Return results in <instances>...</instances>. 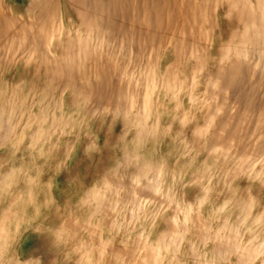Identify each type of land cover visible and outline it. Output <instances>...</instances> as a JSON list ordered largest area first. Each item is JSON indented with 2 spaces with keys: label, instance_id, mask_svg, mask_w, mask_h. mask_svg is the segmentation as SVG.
<instances>
[{
  "label": "clouds",
  "instance_id": "1",
  "mask_svg": "<svg viewBox=\"0 0 264 264\" xmlns=\"http://www.w3.org/2000/svg\"><path fill=\"white\" fill-rule=\"evenodd\" d=\"M0 264H264V0H0Z\"/></svg>",
  "mask_w": 264,
  "mask_h": 264
}]
</instances>
